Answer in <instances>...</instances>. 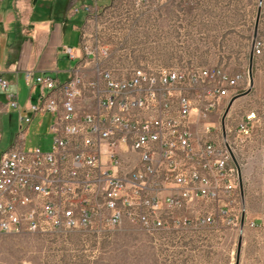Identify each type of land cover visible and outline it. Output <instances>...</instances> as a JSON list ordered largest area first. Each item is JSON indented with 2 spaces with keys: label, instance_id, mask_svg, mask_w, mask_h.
I'll return each mask as SVG.
<instances>
[{
  "label": "built area",
  "instance_id": "1",
  "mask_svg": "<svg viewBox=\"0 0 264 264\" xmlns=\"http://www.w3.org/2000/svg\"><path fill=\"white\" fill-rule=\"evenodd\" d=\"M97 10L93 0L71 13L94 16ZM254 46V54H261L263 41ZM81 47L92 76L76 70L61 81L26 71V84L38 89L26 105L0 76V90L21 123L13 147L0 152V233H102L128 220L157 236L188 225L187 218H178L187 216L176 212L200 203L213 208L197 210L198 225L226 217L239 199L240 173L225 123L215 135L211 118L236 97L244 75L173 65L139 66L120 78L102 68L110 52L93 48L85 31ZM64 51L76 56L72 47ZM46 113L53 116L51 149L26 147L28 126ZM255 118L252 112L239 122L238 136L251 134Z\"/></svg>",
  "mask_w": 264,
  "mask_h": 264
},
{
  "label": "rangeland",
  "instance_id": "2",
  "mask_svg": "<svg viewBox=\"0 0 264 264\" xmlns=\"http://www.w3.org/2000/svg\"><path fill=\"white\" fill-rule=\"evenodd\" d=\"M85 32L93 48H108L101 66L116 77H128L139 66L173 65L222 67L244 75L236 97L211 118L217 121L215 135L223 133L225 123L234 147L239 199L226 217L207 226L198 225L195 216L197 210H212L211 204L178 210V216H187L178 218L190 223L157 236L128 220L102 233H0V264H264V47L254 54L255 41L264 43V0H151L148 5L100 0ZM252 112L251 134L238 136L239 122ZM38 118L26 147L50 150L52 135L47 126L36 128ZM4 121L0 152L15 142L18 113L11 111ZM229 217L238 219L236 225L226 222Z\"/></svg>",
  "mask_w": 264,
  "mask_h": 264
},
{
  "label": "crops",
  "instance_id": "3",
  "mask_svg": "<svg viewBox=\"0 0 264 264\" xmlns=\"http://www.w3.org/2000/svg\"><path fill=\"white\" fill-rule=\"evenodd\" d=\"M92 1L0 0V76L11 82L22 105L27 104L31 93L38 91L37 88L26 84V71L49 74L61 81L67 80L76 70L91 76L90 64L83 65L84 52L81 47L88 15L83 11L72 14L71 9ZM97 1L99 3L100 0ZM65 47L74 48L76 56L72 58L67 55ZM11 111L16 110L8 105L6 96L0 90V138L6 123L4 116ZM36 117H39L36 128L47 126L50 131L53 116L50 113L35 116L31 124H34ZM20 126L19 121L14 135L15 142L20 133Z\"/></svg>",
  "mask_w": 264,
  "mask_h": 264
},
{
  "label": "water",
  "instance_id": "4",
  "mask_svg": "<svg viewBox=\"0 0 264 264\" xmlns=\"http://www.w3.org/2000/svg\"><path fill=\"white\" fill-rule=\"evenodd\" d=\"M252 62H253V56H251V59H250V76H251V72H252V70H251L252 69ZM223 127H224V124H223ZM233 160H234L235 164L237 165V167L239 169V165H238L237 160H236L234 155H233ZM239 173H240V169H239ZM240 177H241V173H240ZM243 223H244V217L242 218V224Z\"/></svg>",
  "mask_w": 264,
  "mask_h": 264
}]
</instances>
